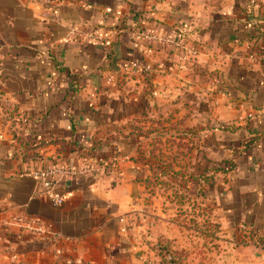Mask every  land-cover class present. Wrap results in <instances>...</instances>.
<instances>
[{"label":"crops","instance_id":"crops-1","mask_svg":"<svg viewBox=\"0 0 264 264\" xmlns=\"http://www.w3.org/2000/svg\"><path fill=\"white\" fill-rule=\"evenodd\" d=\"M243 8L234 0H0V260L140 264L137 227L127 223L144 179L134 157L144 141L139 118L161 96L185 99L190 71L196 84L222 85L211 129H194L214 163L233 165L221 223L264 238V55L249 47L251 36H264V13H251L249 0ZM155 34L194 36V53L146 37ZM128 61L149 69L128 71ZM92 145L116 172L64 177V204L52 206L27 171L80 163ZM17 215L39 218L49 233L22 231L10 222Z\"/></svg>","mask_w":264,"mask_h":264},{"label":"rangeland","instance_id":"rangeland-1","mask_svg":"<svg viewBox=\"0 0 264 264\" xmlns=\"http://www.w3.org/2000/svg\"><path fill=\"white\" fill-rule=\"evenodd\" d=\"M246 1L234 0L242 8ZM249 1L254 7L249 11L254 12L258 7L257 10L264 13V0ZM222 5L216 3L213 6L219 9ZM242 10L245 12V8ZM182 30L178 29L177 33ZM167 37L179 44V50L188 49L190 44L189 55L192 56L197 41L194 36H186L188 42L180 40L181 36ZM254 37L251 36L253 41L249 47L253 48L250 53L261 57L264 55V36L260 41ZM186 56L179 59L184 60ZM130 65L129 61L124 65L128 71H132ZM138 69L144 73L149 68L141 65ZM192 74L194 72L190 71L185 99L178 100L175 96L168 101L161 96L152 105V110L144 107V117L139 118L144 125L140 132L144 141L134 157L140 162L144 179L137 195L138 211L127 220L137 227L139 262L264 264V238L249 225L221 223L218 207L222 206L228 187L225 176L228 172L214 171L218 167L228 169L231 164L228 160L214 163L206 143L195 138L194 129L197 128L198 135L211 129L214 120L212 102L216 101L213 96L220 92L222 85L213 84L210 79L196 84ZM174 88L178 90L177 82ZM0 264L11 263L1 259Z\"/></svg>","mask_w":264,"mask_h":264},{"label":"built area","instance_id":"built-area-1","mask_svg":"<svg viewBox=\"0 0 264 264\" xmlns=\"http://www.w3.org/2000/svg\"><path fill=\"white\" fill-rule=\"evenodd\" d=\"M76 32V29L73 30ZM147 38L170 45L179 46L174 39L169 37H161L158 34L146 35ZM182 40V39H180ZM185 60V59H184ZM132 68L141 67L138 63H132ZM99 149H94L95 153L89 159L80 163L77 161H66L65 163L48 164L30 168L27 175L34 177L40 182L42 187L41 195L44 196L52 206L61 207L64 204L65 196L59 190V183L64 177H82L88 175L114 174L117 164L113 160L106 158L101 159ZM102 160V161H101ZM10 222L18 225L22 231L30 234L38 235L44 238L48 233V227L36 217H28L25 215H17L10 218Z\"/></svg>","mask_w":264,"mask_h":264},{"label":"trees","instance_id":"trees-1","mask_svg":"<svg viewBox=\"0 0 264 264\" xmlns=\"http://www.w3.org/2000/svg\"><path fill=\"white\" fill-rule=\"evenodd\" d=\"M251 11L253 12V10H251ZM141 29H142V30H145L144 28H141ZM86 148H87V150H89L90 152H92V151H94V149H96V148H95V145L88 146V147H86ZM101 161H102V160H101ZM225 162H227V160H226ZM229 164H231V163H229ZM232 167H233L232 164L230 165V167H229L228 169H226V168H222V170H221V169H218V168H220V167H218V168L215 169L214 172H217V171L229 172L230 170H232Z\"/></svg>","mask_w":264,"mask_h":264}]
</instances>
